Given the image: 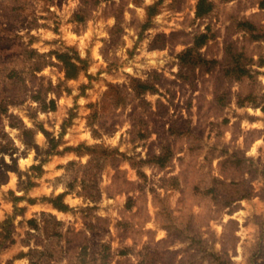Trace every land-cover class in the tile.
Listing matches in <instances>:
<instances>
[{"label": "rangeland", "instance_id": "1", "mask_svg": "<svg viewBox=\"0 0 264 264\" xmlns=\"http://www.w3.org/2000/svg\"><path fill=\"white\" fill-rule=\"evenodd\" d=\"M0 264H264V0H0Z\"/></svg>", "mask_w": 264, "mask_h": 264}, {"label": "trees", "instance_id": "2", "mask_svg": "<svg viewBox=\"0 0 264 264\" xmlns=\"http://www.w3.org/2000/svg\"><path fill=\"white\" fill-rule=\"evenodd\" d=\"M203 0H200V3L202 2ZM209 8V7H208ZM192 48L190 47V48H188L186 51H189V50H191ZM66 62V76H74V75H76V73H78V71H79V69L81 68L76 62H74V61H70V60H66L65 61ZM74 69H77V72L75 71V72H72L71 70H74ZM61 195V194H60ZM57 206H59V207H63V206H66V205H64V204H60V205H57Z\"/></svg>", "mask_w": 264, "mask_h": 264}]
</instances>
